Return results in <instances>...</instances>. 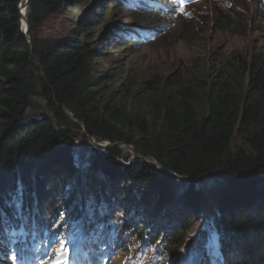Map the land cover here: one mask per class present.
I'll return each instance as SVG.
<instances>
[{"label": "trees", "instance_id": "1", "mask_svg": "<svg viewBox=\"0 0 264 264\" xmlns=\"http://www.w3.org/2000/svg\"><path fill=\"white\" fill-rule=\"evenodd\" d=\"M178 2L29 0L27 39L20 0H0V264H42L55 242L75 264L121 247L122 264H264V36L222 5L219 47L138 71ZM37 101L47 116L24 118ZM80 131L107 149L79 155Z\"/></svg>", "mask_w": 264, "mask_h": 264}, {"label": "rangeland", "instance_id": "2", "mask_svg": "<svg viewBox=\"0 0 264 264\" xmlns=\"http://www.w3.org/2000/svg\"><path fill=\"white\" fill-rule=\"evenodd\" d=\"M25 1L26 0H20L21 7H23ZM28 1L29 0H27V4ZM232 3L239 6L240 9L245 10V14H248L249 12L251 13V17L255 20V27L259 24V30L256 31H259L260 36H264V21L260 19V11L257 10L259 3L263 5L264 0H193L186 5H177L172 11V15H169V17L164 21V25H168L167 28L170 32L167 35L168 38H166L163 43H157V45L161 46H157L152 50L144 48L139 51L137 59H140L141 63L137 65L138 71H148L147 69H149V65L153 59L159 58L158 60L161 61L162 59L166 60L165 57L169 56L170 58L166 60L167 62H176L178 58L185 57H187L190 61L195 62L205 55L208 48L213 46L219 47V45L228 39V35L223 32L218 34L216 28L212 26L211 19H213V9L222 5H230ZM26 9L23 13L24 19ZM116 12L117 10L114 9L113 13ZM58 18L50 17V19H48L41 27L40 36L52 38L60 35L61 28ZM256 38L257 35L253 33L251 40ZM262 46H264V41L262 42ZM162 63L163 62L159 65V68L161 72H164L165 69H167L168 63ZM142 77L147 78L145 74H143ZM42 105L43 104L41 102L37 101L33 105L35 107L34 110L31 109L27 111L24 118L34 119L47 116L45 108ZM75 134V144L79 147V149H81L78 153L79 155L86 156V154H92V149H97L93 146L91 141L87 139L82 131ZM100 145L104 146L103 149L97 150L104 152L107 149V143H101ZM125 150L131 154L130 150ZM119 164H122V162H119ZM96 175L94 176L95 179L100 181L101 175ZM174 178L183 183L181 178ZM113 180L115 179H111L112 183H114ZM55 245V248L59 247L58 242H55ZM127 258L128 254L126 253V249L123 247L115 248L106 264H122ZM43 261L46 262L45 260Z\"/></svg>", "mask_w": 264, "mask_h": 264}, {"label": "water", "instance_id": "3", "mask_svg": "<svg viewBox=\"0 0 264 264\" xmlns=\"http://www.w3.org/2000/svg\"><path fill=\"white\" fill-rule=\"evenodd\" d=\"M26 6H27V0L24 2L23 7H21V5L19 4V9L22 10V12H23V10L25 11ZM20 25H21L20 28L22 29V34H23L27 39H29V38H28V35H27V31H28L27 21L24 19L23 13L20 14ZM28 41H29V40H28ZM70 117H71V116H70ZM78 125H80V127H82L81 124L78 123ZM87 139H89V141H91V143L93 144V146L96 147V148H98V149L100 148V146H102V145H100L99 143H97L94 139H92L91 137H87ZM107 146H108V144H107ZM103 147H104V146H103ZM125 149L131 151V154H132V157H133V158H138V156L134 153V151H133L130 147L125 146ZM145 161H146L147 163H149V164H152V165L156 166L157 169H158L160 172H163V173L169 175V173L164 172V171H163V168H162L160 165H158L156 162H154V161H152V160H147V159H145ZM203 178H204V176L201 177L200 179H203ZM211 178H212L213 182H214L216 185H226V184H227V183L221 182L220 180L214 179L213 177H211ZM200 179H199V180H200ZM199 180H197V181H192V180H190V181H191L192 183L195 184V183H198Z\"/></svg>", "mask_w": 264, "mask_h": 264}, {"label": "snow or ice", "instance_id": "4", "mask_svg": "<svg viewBox=\"0 0 264 264\" xmlns=\"http://www.w3.org/2000/svg\"><path fill=\"white\" fill-rule=\"evenodd\" d=\"M44 264H68V252L63 242L54 249V255H50L48 261Z\"/></svg>", "mask_w": 264, "mask_h": 264}, {"label": "built area", "instance_id": "5", "mask_svg": "<svg viewBox=\"0 0 264 264\" xmlns=\"http://www.w3.org/2000/svg\"><path fill=\"white\" fill-rule=\"evenodd\" d=\"M18 10H19V13H20V14L24 13V10H23V12H22V10H20L19 7H18ZM20 26H21V25H20ZM20 30L22 31L21 28H20Z\"/></svg>", "mask_w": 264, "mask_h": 264}, {"label": "bare ground", "instance_id": "6", "mask_svg": "<svg viewBox=\"0 0 264 264\" xmlns=\"http://www.w3.org/2000/svg\"><path fill=\"white\" fill-rule=\"evenodd\" d=\"M98 149V148H97ZM100 150H102L103 149V146H100V148H99Z\"/></svg>", "mask_w": 264, "mask_h": 264}, {"label": "clouds", "instance_id": "7", "mask_svg": "<svg viewBox=\"0 0 264 264\" xmlns=\"http://www.w3.org/2000/svg\"><path fill=\"white\" fill-rule=\"evenodd\" d=\"M19 6V5H18ZM21 33H22V31H21Z\"/></svg>", "mask_w": 264, "mask_h": 264}]
</instances>
